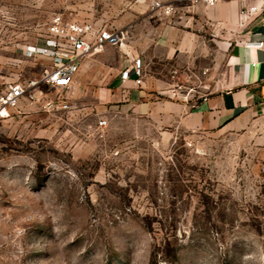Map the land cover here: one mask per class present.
I'll use <instances>...</instances> for the list:
<instances>
[{"label": "rangeland", "instance_id": "374dc122", "mask_svg": "<svg viewBox=\"0 0 264 264\" xmlns=\"http://www.w3.org/2000/svg\"><path fill=\"white\" fill-rule=\"evenodd\" d=\"M98 1L75 0L72 13L81 17L84 4ZM253 1L237 0V24L206 20L207 46L216 37L237 43L257 27L264 0ZM53 2L61 13L70 3L0 0V87L18 78L13 58L24 60L23 78L39 70L16 46L38 40ZM206 53L190 57L174 100L186 93L192 104L211 93L215 62ZM148 54L146 76L177 67V59ZM131 55L105 47L88 57L98 68L86 80L31 91L0 126V264H264L258 140L246 130L178 125L179 115L163 113L170 97L148 83L152 106H123L130 89L115 76Z\"/></svg>", "mask_w": 264, "mask_h": 264}, {"label": "crops", "instance_id": "0c3cea01", "mask_svg": "<svg viewBox=\"0 0 264 264\" xmlns=\"http://www.w3.org/2000/svg\"><path fill=\"white\" fill-rule=\"evenodd\" d=\"M73 1L75 0H69L67 9L62 13L68 19L89 17L93 21H98L100 25L105 23L116 28H133L126 48L133 56L142 57L145 64L149 52H154L153 56L159 59L178 60L175 70L167 75L159 72L145 75L142 86L136 85L133 75L123 82L121 73L124 69L118 71L115 80L120 86L130 89L122 91L123 89L119 87L125 93L123 106L134 105L137 108L152 106V103L146 100V95L150 93V90L145 88L148 83L151 90L170 97L165 103L163 113L167 118L179 115L178 125H184L192 130H246L262 145L264 142V20L253 30L243 34L242 41L223 42L213 35L216 38L213 39L214 44H209L211 46L209 47L206 41V20L213 22L222 19L233 20L237 24L239 19L237 0H221L209 9L199 5L192 11L179 4L181 9L170 15L163 14L161 10L154 11L151 8L153 0H101L96 4H84L85 6L82 7H85L86 11L81 17L72 13L78 8V3ZM161 1L175 2V0ZM239 2L254 3L253 0H239ZM52 9L55 14L61 13L56 12L60 9L58 3L53 2ZM249 16L252 17L250 14ZM52 17L49 18V22ZM253 17L258 18L259 13ZM49 22L43 25L40 35L46 33ZM32 42L29 40V43ZM211 50L215 62L207 79L213 84L211 93L192 104L186 93H181L174 100V93L178 91L174 85L188 79L189 75L185 73L187 76H184L183 72H186L191 65L188 62L190 57L194 54L198 57L204 54L205 57L206 52ZM253 62L256 64L253 65ZM129 63L131 66L130 60ZM96 67L94 60L84 59L76 74L78 80H86ZM201 68L206 70L204 65ZM162 89L165 91H161Z\"/></svg>", "mask_w": 264, "mask_h": 264}, {"label": "built area", "instance_id": "2783aa9c", "mask_svg": "<svg viewBox=\"0 0 264 264\" xmlns=\"http://www.w3.org/2000/svg\"><path fill=\"white\" fill-rule=\"evenodd\" d=\"M220 1L175 0L165 3L153 0L151 7L170 15L181 9L179 4L188 10H194L199 5L209 9ZM129 34L128 27L116 28L105 23L100 25L98 21H93L89 17L68 19L62 13L55 14L47 25L46 33L40 35L37 41L29 43L25 37L23 42L16 46L24 57L35 61L34 67L39 66V70L34 72L33 77L23 78L24 60L20 58L10 60V64L17 66L14 74L18 78L5 82L0 87V126L13 117V113L31 91L44 87L70 89L84 59L101 52L109 45L126 48ZM40 60L43 62H39ZM130 60L132 65L121 73V78L126 81L133 75L136 85L142 86L146 75L145 62L142 57L133 55ZM255 64L256 62H253V65ZM61 102L64 100L61 99ZM62 107L68 108L69 105L64 104ZM106 123V120L100 121L101 126H105ZM261 147L264 152V142ZM262 168L264 170V157Z\"/></svg>", "mask_w": 264, "mask_h": 264}]
</instances>
